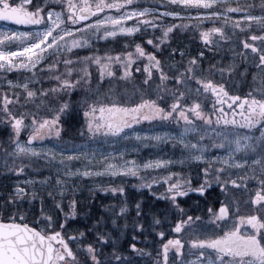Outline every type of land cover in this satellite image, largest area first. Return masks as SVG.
<instances>
[{"label":"snow or ice","instance_id":"6c2138e0","mask_svg":"<svg viewBox=\"0 0 264 264\" xmlns=\"http://www.w3.org/2000/svg\"><path fill=\"white\" fill-rule=\"evenodd\" d=\"M181 6L182 8L200 9L197 12L198 17L204 18H220L225 19V23L230 19V13H247V8H233L228 5V0H161V3L154 6H142L137 0H84L83 4L74 3L73 0H65V3L59 6L46 2V0H22L21 3H16L15 0H0V20L12 21L22 25L37 26L34 31L18 32L0 27V69L10 71L14 68H28L36 70L38 65L44 64L47 69L52 72H57L55 76L56 87L41 91L32 89L35 87L31 81H24L15 84L9 80L7 83L12 87L21 89V95H24L28 101L35 99L45 100L48 103L45 105L51 108L53 114H49L46 118L38 115L39 111L44 108H38L37 113L21 114L13 111V103L19 104L21 101L15 92L10 96L7 92L3 93V103L0 105V117L3 118L13 129L12 140L13 151L11 157H39L44 156L45 159H54L56 152L63 159L59 161L60 165L65 166V179L69 176H90L93 175L91 167H87L82 173L79 169L69 171L68 168L73 161L80 162L81 160H96V155L93 151L86 150L84 144H76L74 142H65L64 146L57 145L53 149H38L33 145V141H44L46 137L54 135L59 139L61 135L60 124L61 117L71 115L77 110L80 102H73L70 99H62L63 95L69 94L72 89L79 87L82 83H90L91 73L89 67L92 63L99 66L100 79L105 76L115 77L116 72L113 70L114 64L119 62L123 65L124 76L130 75V69L133 64V53L124 52L116 53L115 56L106 55H89L81 58L77 51L86 47H92L95 43L101 40L107 41L110 37H116L118 33L132 35L141 30L138 24H133L128 27L124 21L133 20L134 18H142L141 23L153 29H158L164 25L166 17H181L179 10H167L168 5ZM59 7V11L57 10ZM67 9L65 11L64 9ZM223 8V11L218 9ZM261 8L264 10V0H261ZM115 9L116 15H112L110 10ZM163 9V11H162ZM109 14L103 18H96L91 24H83L80 22L87 21L89 17H96L98 13ZM150 17V18H149ZM191 19V17H189ZM241 20L264 22V14L254 16L246 14L240 16ZM181 27L185 25L181 24ZM176 25L164 26L162 36L159 43L154 44V39H148L149 45H154L159 48L165 40L168 39L169 33L172 32ZM235 27L241 25L237 23ZM101 33H103L101 35ZM220 34V37L225 36L222 27H213L204 29L201 32V39L205 45L214 44V37ZM253 41L257 39L264 40V37L255 35L251 38ZM17 40H21V44H16ZM245 49H251L253 53L258 55L259 63L255 65L261 70V79L264 81V48H257L255 43L244 42ZM173 53L178 50L173 49ZM135 52L139 56H147L148 64L144 65L143 71L147 73V78L144 80L145 85H149L153 76L158 73L157 79L164 85L167 92L168 82H172L175 86L171 89L170 97L173 100L170 108L162 107L163 98L158 100L143 99L140 103H135L132 106H124L120 103L109 102L107 104L96 102L88 103L87 97L83 100V116L86 119V128L80 133L81 138L87 137V144L91 145L98 140L115 141L119 139H127L128 133L126 130L131 129L133 124L140 120L153 121L159 118L161 121L167 119H175V113L178 112L179 118L184 121L183 130L174 137L179 140L188 154L189 159L196 161H208V148L211 146L223 150L226 154L224 157H216L219 162L222 160L224 165H233L247 167L249 162L252 165L258 166L261 175H264V98L256 99L253 97L249 102L247 98L240 103V107L244 109L248 115L242 114L244 124L248 129H256L259 136L255 133L241 134L238 122L233 116L232 119L224 118L221 120L220 114H223L225 103L224 97L229 96L224 84L214 82L211 72L207 77L202 75V68L198 69V58L192 57L186 66L177 65L169 76L165 71L162 61L157 58L155 52H146L140 44L135 45ZM183 56V52L180 53ZM204 52L199 53L202 58ZM59 57V59H55ZM54 61V62H49ZM65 68L64 73L59 72L60 65ZM78 65L83 67L77 68ZM136 72H141L140 68L135 69ZM223 74L224 69H219ZM229 73L234 71L233 67L227 69ZM73 74L76 79H72ZM197 84L193 91L201 94H212L216 100L212 109L215 111L217 104L219 105V113L215 119L211 115H206L202 110V104L199 100H194L191 105L188 104V85ZM202 86V87H201ZM159 87V86H158ZM185 89V90H181ZM52 94H55L54 96ZM231 99L240 101V97L233 96ZM53 105L57 107L52 108ZM206 106V105H204ZM147 109V111H145ZM204 121L202 127L197 126L190 116ZM29 120V124L25 121ZM179 121L177 120V123ZM257 126H259L257 128ZM31 128L30 135L26 143H21L19 137L22 130ZM209 132L212 136L209 137ZM137 140L145 138L162 142L168 139L167 133L141 134L134 133ZM195 136V140L192 139ZM12 137H10V140ZM243 155H238V154ZM119 155H124L119 153ZM255 157V158H253ZM105 166L103 171L111 175H119L121 173L136 176L139 174L140 167L143 168H158L161 165L170 163V161L158 160L145 163L142 166L124 160L122 163H110L108 157H103ZM7 167V163L5 165ZM17 173L25 171L23 165L14 167ZM227 172L226 168L214 169L211 166L204 169L205 182L198 188L192 189L185 187L190 182L183 179H177L175 183H171L167 192L170 194L171 203L181 219L174 222V231L182 233L196 226V223L201 220L199 216L193 217L187 215L185 209L178 201V197L186 196L189 191L205 194L211 187L212 179L219 183L221 189L227 192L228 184L237 185L236 179L221 180V177ZM102 172H96L95 175H102ZM169 177L164 179H171ZM143 179V177H142ZM35 184V181L25 182ZM58 185L63 188L64 184L58 179ZM158 183L153 180L151 183L141 185L142 187H152V184ZM264 185V179L260 181ZM104 191H109V188H104ZM113 193L124 192L123 187H112ZM35 188L32 189V199H35ZM51 196V193L48 194ZM29 196L27 187L16 186L15 191L10 193V199L5 200L4 204L0 205V212L9 213L11 215L0 216V264H132L133 257L125 256L122 253L117 254L116 240L114 237L103 229L107 227L106 222L97 220L92 226L90 232H80L79 237L66 234L67 217L76 215V200L71 201V211L65 214V221L59 223L52 216L42 217L41 223L44 227H33L29 223H24V217L20 215L18 205L23 203ZM254 203L264 209V192L257 191L254 198ZM59 207V205H58ZM140 204L136 205L137 214H140ZM228 203H220L218 212L212 208L208 211L212 213L218 221L227 222L225 218L229 216ZM41 213H44L43 206ZM126 213V206L120 207V214ZM19 219L21 222H16ZM8 221V222H5ZM115 223V221H113ZM160 224L159 220L155 222ZM55 225V226H54ZM250 225L252 230H243L244 226ZM57 226L60 230H57ZM141 230L143 225H139ZM115 232V229H113ZM222 235H216L212 238H195L188 243L190 250L184 252L185 242L179 237L167 240L163 244V264H168V253L170 248L175 249V254L178 256V264H264V212L259 215L237 216L233 222L231 229L223 231ZM159 235L163 237L164 232ZM88 236H92L91 241ZM111 247L113 251L108 255L104 254V249ZM131 249L139 251L136 243L130 245ZM81 254L84 259L81 260ZM188 257H191L190 259Z\"/></svg>","mask_w":264,"mask_h":264},{"label":"rangeland","instance_id":"374dc122","mask_svg":"<svg viewBox=\"0 0 264 264\" xmlns=\"http://www.w3.org/2000/svg\"><path fill=\"white\" fill-rule=\"evenodd\" d=\"M79 1L80 4L84 3V0H75ZM54 4L58 3V0H54ZM90 2H95V0H90ZM111 2V0H109ZM139 4L142 6H154L159 3H161V0H137ZM174 5H168L167 10L171 11L173 10ZM233 8H247V13L240 12V13H230V19L227 20V23H225V19L223 17L216 18H204V17H198L197 12L200 11V9L196 8H182L181 6H175L178 8H175V10L181 11V17H166L164 18V25L160 26L158 29H153L147 25H143L141 23L142 18H134L133 20L124 21L123 23L125 26H132L134 23L138 24L141 27V30L132 34H120L118 33L116 37H110L107 41L101 40L98 43H95L92 47H86L84 49L74 50L81 51V55H79L81 58L89 55H99V56H106L111 55L115 56L116 53H121L122 58L124 52H132L133 53V64L130 69V75L125 77L124 76V68L123 65L119 64L117 62L113 66V70L116 72L115 77H108L105 76L103 80L100 79L99 73L100 69L99 66H97L95 63H92L89 67V71L91 73L90 76V83L84 84L82 83L79 87H75L72 89V91L67 94L63 95L62 99L64 100H71V98L75 97L77 98H83L82 100L87 97L88 103H93V101L101 103H109L111 101H115L112 103H120L124 106H132L135 103H140L141 101L138 98L144 99L145 96H147L148 93H152L154 97H151L150 99L158 100L159 98L164 99V103L161 104L162 107L170 108L171 104L173 103V100L170 97L171 89L175 86L172 82H168L166 92L164 89V85L161 84V82L157 79L158 73L153 76L152 80L150 81V84L145 87L144 80L147 78V73L143 71L144 65L148 64V58L147 56H139L138 53L135 52V45L140 44L144 47L146 52H155L157 55V58H159L165 68V71L168 72V75H172V71L170 69H175L177 65L186 66L188 61L192 59V57L198 58V69L202 68V75L207 77L209 73L212 74V79L214 82L224 84L226 87V90L229 92L228 97H224V111H227L229 113L227 117H224L223 114L219 113V105L217 104V108L215 111H208L209 115L211 113H215L213 119L216 118L218 114L221 116V120L224 118L232 119L233 116L235 117L236 121L238 122V126L240 129L241 134L245 133H255L256 136H259V132L256 131V129H248L247 126L244 124V120L242 119V114L244 116H247L248 113L242 109L239 105L240 101H236L231 99L233 96H238L240 99L247 98V100L255 97L256 99H262L264 98V81L261 79V70L255 67L259 63L258 61V55L256 53H253L251 49H245L244 48V42L248 41L249 43H255L257 48H264V40L257 39L253 41L251 38L253 35L257 37H264V22H258V21H247V20H241L240 16L251 14L254 16H259L264 14V10L261 8V0H228V5ZM59 11V9H57ZM220 11H223V8L218 9ZM163 11V9H162ZM110 13L112 15H116L117 11L115 9L110 10ZM109 14L107 11L105 13H99L96 17H93L89 21L85 22L87 24H91L94 19L96 18H103L105 15ZM191 17V19H189ZM150 18V17H149ZM83 23V24H85ZM239 23L241 27L237 28L235 25ZM81 24V25H83ZM172 24H175L176 27L173 28L172 32L169 33V37L167 40H165L162 44H160L159 48H155L154 45H149L147 43L148 39L152 38L154 39V44L160 42V38L162 36V32L164 29V26H170ZM185 25L184 27H181L180 25ZM79 25V26H81ZM0 27H6L8 29H11L13 31L18 32H25L26 30L17 25H9V24H0ZM213 27H222L225 32L224 37H220V34H216L214 39V44L207 45L208 47L214 45L215 48H221L222 46H228L226 49V53L229 54L227 57H223L222 55L217 56V59L214 61V63H210L211 60L208 58L205 59L206 56H203L202 58L199 57V53L204 49H207V46L205 45V42L201 39V32L204 29L207 28H213ZM103 33H101L102 35ZM184 36V38H183ZM132 37H138L136 41L132 42ZM129 41V42H128ZM181 42V43H180ZM21 44V40H17L16 44ZM175 45H179L181 48L180 52L173 53V49ZM200 46V47H199ZM163 47V50L162 48ZM198 47L199 50L198 53ZM161 48V49H160ZM212 48V47H210ZM170 49V50H167ZM85 51L83 53V51ZM209 54L211 53V49ZM228 50V52H227ZM181 52H183V56H181ZM205 55V54H204ZM212 57V55H210ZM213 58V57H212ZM55 59H59V57H56ZM173 59V60H172ZM201 59V60H199ZM203 59V60H202ZM205 59V61H204ZM208 60V61H207ZM209 63H207V62ZM54 62V61H49ZM95 66V67H94ZM83 67V65H78L77 68ZM229 67H233L234 71L229 73L227 69ZM136 68H140L141 72H139L140 76L137 78L135 75ZM219 69H224L223 74L219 71ZM66 70L64 66L61 64L59 67V72L64 73ZM8 73H15L14 78H6V75ZM143 73L145 75H143ZM57 72L52 71L50 72L46 65L41 64L37 66V70H32L28 68H14L10 71H6L4 69H0V105L3 103V93L7 92L10 96L14 92L17 94V96L20 99V103H13L16 104L14 111H22L23 113H37L39 104H47L48 102L41 99H35L32 101H28L24 95H21V89L18 87H12L8 85V81L11 80L15 84H19L24 81H31L32 84L35 85V87L32 89L35 91L36 89H40L41 91H45L51 88L56 87V76ZM37 75V76H36ZM96 75V76H95ZM145 76V77H144ZM38 78H40L38 83ZM72 79H76V75L73 74L71 77ZM47 83L46 85H43V83ZM41 82V83H40ZM132 82L136 83L138 85L136 88L132 86ZM93 83V85L89 86V84ZM159 86V87H158ZM197 87V84L193 83L188 85L189 95L187 97L189 106L194 100H199V102L202 104L203 102H209L211 103V106L213 104H216L215 98L212 96V94H201L200 92L193 91ZM202 87V86H201ZM148 88V92L147 91ZM185 90V89H181ZM75 92V93H72ZM79 92V93H78ZM53 96L55 94H52ZM149 98V97H147ZM73 100V102L75 101ZM146 99V98H145ZM89 100L91 102H89ZM140 101V102H138ZM26 105V106H25ZM210 105V104H209ZM203 106V104H202ZM81 107V108H80ZM52 108H55L52 106ZM82 110L83 113V101H80L79 108ZM202 110L207 113L206 109L202 107ZM147 111V109H145ZM21 113V112H20ZM233 113V114H232ZM49 114H53L51 108L45 107L43 111H39L38 115L42 118H46ZM0 119H3L0 117ZM190 119L194 120L197 126L202 127L204 124V121L201 120L198 117H195L194 114L190 116ZM177 120L179 121L177 123ZM183 124L184 121L182 118H179L178 112L175 113V119H167L164 121H161L159 118H156L153 121H144L140 120L138 123L133 124L131 129L126 130L128 133L127 139H119L115 141H107V140H98L97 142L88 145L87 144V137L81 138L79 135V138L76 137L75 140L70 139H63L65 137L64 131L61 128L60 124L57 125L61 128V135L60 140L61 143L58 144L57 137L54 135L46 137L44 141H33V145L37 147L38 149L44 148V149H53L56 148L57 145H60L61 147L64 146L65 142H74L78 145L84 144L86 147V150L93 151L96 155V160H81L80 162L73 161L72 164L69 166V171H76L77 169L80 170L82 173L87 167H91L93 175L90 176H82V178L86 179L87 181H82L86 184H93V187L95 189H99L103 193L110 192L111 195H115L117 192L113 193L110 189L112 187H123L125 190L134 189L136 192L138 191H147L154 194L155 199L160 198L163 201H167V205H172L170 194L167 192L169 185L171 183H175L176 179L174 176H171V179H164L165 177H169L171 174H173L174 167H170V170L173 172H167L165 171V168H167L169 165L175 166V162L171 160L170 163L161 165L158 168H143L140 167L139 174L136 176L127 175L124 173H121L119 175H111L109 173H106L103 171L105 166V160L103 157H108V162L110 163H122L125 159L129 161L130 165L132 161H135V164L138 166H142L145 163L148 162H154L158 160H165V156L169 154L166 149H164L162 146L169 144V148L173 150V154L176 153L175 146L179 145V140L174 138L178 136L180 132L183 130ZM259 126H257L258 128ZM23 131V130H22ZM31 128L26 131L25 138L19 137L21 143H26L28 140V136L30 135ZM139 132L142 135L145 133H151V134H165L167 133L169 138L163 140L162 142L152 140L145 138L142 141L137 140L135 138L134 133ZM212 136V133L209 132V137ZM195 136H192V139L195 140ZM15 139V138H14ZM85 139V140H84ZM83 140V141H81ZM217 148L209 147L208 151L216 150ZM12 151H13V144H12ZM7 153L4 158H0V166L3 168L10 169L9 171H12V180H10V184L15 185L17 184V175L26 174L25 172H31L32 174H35L32 177L37 178V175L40 173L41 169L39 167H33L32 165L25 164L23 161L28 158H21V157H11L10 154ZM217 154L214 155V157L210 158L207 162L204 160L196 161L198 165L201 166V171L204 172V169L206 167L211 166L214 169H220V168H226L227 172L223 177H221V180H230V179H236L237 185H231L228 184L227 192H225L223 189H221L218 182H216L214 179H212V176L210 174L209 179L211 180V187L207 190V192L203 195H201L199 192L193 191L192 194H187L186 196H180L178 197V201L181 204V206L185 209L187 212V215L197 217L199 216L201 220L196 223V226L192 229H189L187 231H183L182 233H176L174 231L175 224L172 228V232L174 233L170 238H165L164 240H161L160 243H158L157 252L155 256H151L149 253L147 254V251L142 250L141 247L137 245V248L139 251H133L131 253H125L123 255L125 256H131L132 264H163V244L167 243V240L169 239H175L176 237H179L182 241L185 242L184 252L188 253L190 250L189 241L191 239L195 238H212L216 235H222L223 231L225 229L231 228L233 225V222L237 216H248V215H259L261 212H264V209H261L259 205L254 203L255 195L250 194V190L246 189V185L253 179L257 180L259 184L262 179H264V175H261V171L258 166H254L249 162L247 167H240V166H233V165H224L221 161H217L216 157H224L226 158V154L223 150L217 149ZM119 153H123L124 155H119ZM208 153V152H207ZM238 155H243L238 154ZM10 158H8V157ZM44 157V156H39ZM174 157V156H170ZM32 157H29L31 159ZM37 158V157H35ZM255 158V157H253ZM45 159V157H44ZM63 159V157L60 156L59 151L56 152V156L54 159H46L48 161H52L54 163L52 166L53 168L49 169L52 171V173L47 172L45 173L47 179H52L53 176L56 178H62L64 177V173L66 171L65 166H59V161ZM174 160V159H173ZM195 161L194 159H191ZM194 163V162H193ZM21 165L24 166L25 171L22 173H17L13 169L14 167H20ZM96 172H102V175H95ZM76 176H69L67 178L68 183L73 182V178ZM143 177V179H142ZM45 178V179H46ZM65 178V177H64ZM203 182H199L195 185H191L193 189L200 187L205 182V175L201 178ZM27 180V179H26ZM31 179L30 181H32ZM153 180L158 181V183L152 184V187L149 188L147 186L142 187L141 185H146L151 183ZM75 183H79L76 181ZM82 185V183H80ZM78 184V185H80ZM189 185V184H187ZM16 186L14 187V190L16 189ZM186 186V185H185ZM104 188H109V191H104ZM264 189V185L262 188V191ZM247 190V191H245ZM124 193V192H123ZM140 196V195H138ZM146 196V195H145ZM213 201H216L215 207L213 206ZM220 203H228L230 205L229 207V216L231 218H225L227 220L226 223L222 221H218L215 216L208 211L209 208H212L215 212H218ZM141 208V207H140ZM175 213L177 216H179L181 219L180 214L175 209ZM134 216L137 217V222L135 223L136 228H140L139 225L142 223V220H140V215L142 212L140 211V214H137V208L136 206L133 207V213ZM251 228L250 225H247L244 227ZM134 228V229H136ZM172 232H170L172 234ZM135 230H131V239L133 242H129L128 245H131L132 243H136V240H138V234ZM141 241V240H140ZM140 243H143L141 241ZM139 244V243H136ZM142 245V244H141ZM189 259L191 257H188ZM81 260L84 259V256L81 254L80 257ZM168 264H178V256L175 254V249L170 248L168 253Z\"/></svg>","mask_w":264,"mask_h":264},{"label":"trees","instance_id":"16d2710c","mask_svg":"<svg viewBox=\"0 0 264 264\" xmlns=\"http://www.w3.org/2000/svg\"><path fill=\"white\" fill-rule=\"evenodd\" d=\"M174 7L175 6L172 8L174 9ZM199 47L198 53L199 50H201ZM210 47L207 46V49H211V53L213 54H209L210 50H202L205 54L204 56H206L205 59L208 58L211 60L210 63H214L219 55H222L223 57H227V55L229 56V54L226 53L228 46H222L218 49L215 48L214 45ZM174 49L181 50L179 45H175ZM210 55H212L213 58ZM14 74L15 73H8L6 78H14ZM39 79L40 78H38V83L40 81ZM46 84L47 83H43V85ZM15 91H17V89H15L14 92ZM15 105L16 104H13L12 107L15 108ZM45 105L46 104H39V107L45 108ZM53 107L57 106L53 105ZM81 111L82 110L77 109L73 111L71 115H64L61 117L60 126L65 135L63 139H70L71 141L75 140V138H79L80 133L85 130L86 119ZM20 112L21 114H26L22 111H17V113ZM29 122V120L25 121L26 124H29ZM27 130L21 131V138H25ZM12 133L13 129L10 124L3 119H0V158H4L7 153L12 151V140L15 138L12 136ZM10 137H12L11 140ZM57 142L59 144L62 141L57 139ZM23 162L28 164V166L32 165L33 167H39V169H41L37 178L32 177L35 174H32L31 172H25L26 174L19 176L17 175V184L15 185L27 187L29 189V196L23 203L17 206L20 215L24 217V223H29L31 226L33 225L35 227L42 228L44 227L43 223H41L42 217L46 218L47 216H52L55 221L63 223L66 219L65 214L71 211V201L76 200V215L74 217H67V236L70 237L72 235H76L79 237L80 232H90L96 221L101 220L102 223L106 222L107 224V227L103 230L107 231L114 237H118L116 240V247L118 249L117 254L132 252L130 245H128L129 242H133L130 237L131 235H129L132 229L137 232L136 234H138L139 239L136 240V243H139L137 245L142 248L141 251H147V254L149 253L151 256H155L159 245L158 243H160L161 240L170 238V236L174 234L172 232L174 222L180 218L175 213L174 206L167 205V201H163L160 198L155 199L154 194L151 192H147L145 190V192L142 191L135 194L131 193V190H125L124 193L117 192L115 195H111L110 192L108 194L103 193L99 189H95L93 184L90 185L83 183L82 181L87 180L82 178V176L74 177L72 183H68L67 178L65 179L64 177L56 178L53 176L52 179H47V175H45V173H52L49 169L56 165H53L54 163H52V161H48L44 159V157H32L31 159H25ZM9 170L10 169L7 167L3 168L0 166V205L4 204L5 200L10 199V193L15 191V185L10 184V180L16 177H12V171L10 172ZM31 179H33L32 181H35L34 185L31 183H25ZM58 179L63 182V188L58 185ZM76 181L79 183H75ZM80 183H82V185ZM33 188L36 190L35 199H32ZM49 193H51V196L48 195ZM137 204H140L141 206L140 211L142 214L140 215V220H142V223L140 224L144 226L142 230L141 228L138 229L135 227L137 217L132 214L133 207ZM215 205L216 201H213V206L215 207ZM42 206L44 209L43 214L41 213ZM124 206H126V213L120 214V207ZM4 215L10 216L11 212H0V216ZM156 220L160 221L159 225L155 223ZM17 221L21 222L19 219H17ZM113 221H115V223H113ZM113 229H115V232ZM57 230H60L58 226ZM160 232H164L165 235L161 237L159 235ZM170 232H172V234ZM92 239V236H88L89 241ZM140 240L143 241V243H140ZM111 251H113V249L111 247H107L104 249V254L108 255Z\"/></svg>","mask_w":264,"mask_h":264},{"label":"flooded vegetation","instance_id":"af4514ba","mask_svg":"<svg viewBox=\"0 0 264 264\" xmlns=\"http://www.w3.org/2000/svg\"><path fill=\"white\" fill-rule=\"evenodd\" d=\"M15 2L16 3H21L22 2V0H15ZM46 2H51L52 4H54L55 2H54V0H46ZM73 2L74 3H80L79 1H75V0H73ZM62 3H65V0H58V3L57 4H54V5H57V6H59L60 4H62ZM57 9H59V7H57ZM60 10V9H59ZM65 11H67V9L65 8L64 9ZM93 18V17H92ZM92 18H90V19H92ZM90 19H88L87 21H89ZM87 21H82V22H80V25L81 24H83V23H85V22H87ZM0 24H9V25H17V26H21V27H23L26 31H34L35 29H36V27L37 26H35V25H22V24H17V23H15V22H12V21H3V20H0ZM79 26V25H78ZM137 38L138 37H132L131 38V41L132 42H134V41H136L137 40ZM139 39V38H138ZM129 42V41H128ZM18 45H19V43H17ZM162 48V50H163V47H161ZM160 48V49H161ZM167 50H170V49H167ZM179 52H180V49H177ZM83 51V50H82ZM177 51V52H178ZM85 51H83V53H84ZM78 55H81V51H79L78 52ZM95 67V66H94ZM37 70V69H36ZM35 70V71H36ZM135 75L137 76V78L140 76V74H139V72H136L135 73ZM143 75H145L144 73H143ZM37 76V75H36ZM96 76V75H95ZM145 77V76H144ZM91 85H93V83H91V84H89V86H91ZM142 85H145V84H142ZM132 86L134 87V88H136L138 85H136V83H133L132 82ZM147 85H145V87H146ZM146 92H148V88H147V91ZM72 93H75V92H72ZM79 93V92H78ZM147 97H149V98H147ZM151 97H154V95L152 94V93H148L147 94V96H145V98L146 99H150ZM236 97H238V96H236ZM144 98V99H145ZM75 99V97H73V98H71V101H73ZM83 98H76L75 99V101L74 102H80V101H83L82 100ZM140 101L141 100H143L142 98H138ZM252 99V98H251ZM251 99H249L248 101L250 102L251 101ZM140 101H138V102H140ZM244 101V98L242 99H240V103L241 102H243ZM89 102H91L90 100H89ZM94 102V101H93ZM99 102H102V101H99ZM111 102H115V101H111ZM239 103V104H240ZM203 104V107H204V109H206V111L208 110H210V109H212V106H211V103H209V102H206V103H202ZM210 104V105H209ZM204 105H206V106H204ZM208 111H207V113H206V115H209V113H208ZM212 112V111H211ZM229 113H227V111H224L223 112V115H224V117H227V116H229L228 115ZM233 114V113H232ZM212 117H214V115H215V113H211L210 114ZM224 117H223V119H224ZM164 149H166V151H168L169 152V154L168 155H166L165 156V159L166 160H169V161H173V163L175 162V166H171V165H169L167 168H165V171H169V172H173L174 174H175V178H177V179H183V180H187V181H189L190 183H189V185H186L185 187H191L192 189H193V187L191 186V185H195V184H197V183H199V182H203L202 181V177L204 176V172L203 171H201V166L200 165H198L197 163H195L196 162V160L195 161H193V160H191V159H189L188 158V154H187V152L185 151V149L183 148V146L181 145V144H179V145H176L175 146V149H178V150H176V153H174V155H172L173 154V150H171L169 147V144H166V145H163L162 146ZM217 149L216 150H212V151H208V153H207V155H208V160L210 159V158H212V157H214V155H216L217 154ZM170 156H174V157H170ZM174 159V160H173ZM194 162V163H193ZM170 167H174V170L172 171V170H170ZM176 179V180H177ZM262 188H263V185H261V184H259L258 183V181L257 180H255V179H253V180H251L247 185H246V189H249L250 191V194H253V195H255L256 194V192L257 191H262ZM131 190V193H139L140 191H138V192H136L134 189H130ZM144 191V190H143ZM245 191H247V190H245ZM142 192V191H141ZM145 192V191H144ZM143 192V193H144ZM192 192L193 191H189L188 192V194H192ZM262 192H264V189H263V191ZM245 227V226H244ZM229 229H231L230 227L228 228V229H225V231H228ZM243 230H251V231H255V230H252L250 227L249 228H246V229H243Z\"/></svg>","mask_w":264,"mask_h":264},{"label":"water","instance_id":"95a60500","mask_svg":"<svg viewBox=\"0 0 264 264\" xmlns=\"http://www.w3.org/2000/svg\"><path fill=\"white\" fill-rule=\"evenodd\" d=\"M98 14H99V13H98ZM90 18H92V17H89V19H90ZM7 22H8V21H7ZM5 222H8V221H5ZM16 222H19V221H16ZM30 226H31V225H30ZM32 226H33V225H32ZM33 227H35V226H33ZM70 237H71V236H70Z\"/></svg>","mask_w":264,"mask_h":264}]
</instances>
